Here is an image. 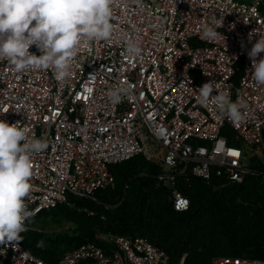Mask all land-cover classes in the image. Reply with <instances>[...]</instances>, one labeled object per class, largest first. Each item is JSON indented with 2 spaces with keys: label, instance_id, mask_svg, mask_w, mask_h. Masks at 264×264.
<instances>
[{
  "label": "built area",
  "instance_id": "1",
  "mask_svg": "<svg viewBox=\"0 0 264 264\" xmlns=\"http://www.w3.org/2000/svg\"><path fill=\"white\" fill-rule=\"evenodd\" d=\"M113 16V38L82 44L64 84L51 69L17 73L0 60V120L19 122L30 139L49 145L33 156L26 201L33 215L70 196L96 199L114 182L110 165L135 154L159 165L157 184L168 188L179 211L189 207L179 179L238 183L264 163V86L253 80L248 57L264 36V0H114ZM220 18L221 38L204 40L202 27H216ZM126 39L139 43L140 57L127 55ZM29 51L40 55L35 46ZM209 80L247 105L245 121L234 125L197 102L196 89ZM118 84L130 85L131 95L113 105L107 93ZM95 236L103 243L82 242L55 263L21 242L0 244V264H169L168 253L144 235ZM210 264H264V258L215 255Z\"/></svg>",
  "mask_w": 264,
  "mask_h": 264
},
{
  "label": "trees",
  "instance_id": "2",
  "mask_svg": "<svg viewBox=\"0 0 264 264\" xmlns=\"http://www.w3.org/2000/svg\"><path fill=\"white\" fill-rule=\"evenodd\" d=\"M255 167L257 173L238 183L179 179L189 198V207L179 211L172 207L168 188L157 184L159 165L135 154L110 165L114 182L97 190L96 199L70 196L33 215L20 242L51 263L82 242L102 244L95 236L99 232L144 235L168 253L169 264H179L182 256V264H210L215 255L264 258V163ZM49 217L70 224L56 232L33 226Z\"/></svg>",
  "mask_w": 264,
  "mask_h": 264
},
{
  "label": "clouds",
  "instance_id": "3",
  "mask_svg": "<svg viewBox=\"0 0 264 264\" xmlns=\"http://www.w3.org/2000/svg\"><path fill=\"white\" fill-rule=\"evenodd\" d=\"M113 5L114 0H0V60L8 61L17 73L51 69L55 80L64 84L73 76V62L82 44L113 38ZM215 26L204 25L201 37L208 42L219 40L222 33L216 28L223 27V18L217 19ZM253 35L248 34L249 42ZM32 46L40 55L29 51ZM125 47L130 58L142 55L136 40L126 39ZM261 53L264 36L260 35L248 57L253 80L264 86V58L257 59ZM196 91L200 105L213 106L234 125L246 120L247 105L240 99L233 102L215 80ZM130 95L131 86L125 84L107 93L113 105ZM18 125L0 120V244L7 245L18 244L21 233L27 231L26 222L34 214L26 203L33 189V156L49 147L46 140L30 139L27 127Z\"/></svg>",
  "mask_w": 264,
  "mask_h": 264
},
{
  "label": "rangeland",
  "instance_id": "4",
  "mask_svg": "<svg viewBox=\"0 0 264 264\" xmlns=\"http://www.w3.org/2000/svg\"><path fill=\"white\" fill-rule=\"evenodd\" d=\"M68 224H70L68 221L61 220L60 223H58L49 217L42 221H37L33 226L43 231L56 232Z\"/></svg>",
  "mask_w": 264,
  "mask_h": 264
},
{
  "label": "water",
  "instance_id": "5",
  "mask_svg": "<svg viewBox=\"0 0 264 264\" xmlns=\"http://www.w3.org/2000/svg\"><path fill=\"white\" fill-rule=\"evenodd\" d=\"M264 134V133H263ZM255 208L257 207V205L254 206Z\"/></svg>",
  "mask_w": 264,
  "mask_h": 264
}]
</instances>
